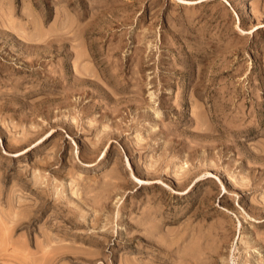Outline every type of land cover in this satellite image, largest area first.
Listing matches in <instances>:
<instances>
[{
  "label": "rangeland",
  "instance_id": "obj_1",
  "mask_svg": "<svg viewBox=\"0 0 264 264\" xmlns=\"http://www.w3.org/2000/svg\"><path fill=\"white\" fill-rule=\"evenodd\" d=\"M49 263L264 264V0H0V264Z\"/></svg>",
  "mask_w": 264,
  "mask_h": 264
},
{
  "label": "bare ground",
  "instance_id": "obj_2",
  "mask_svg": "<svg viewBox=\"0 0 264 264\" xmlns=\"http://www.w3.org/2000/svg\"><path fill=\"white\" fill-rule=\"evenodd\" d=\"M56 28V27H55ZM182 169V168H181ZM35 208H36V206H35ZM20 219V218H19ZM13 221H15L14 219H12V221L11 222H13ZM18 221V220H17ZM17 221H15V222H13V223H16V224H19V222L17 223ZM22 222V221H21ZM21 225V224H20ZM15 237V236H14ZM60 241V240H59ZM62 241H64V240H62ZM61 247V246H60ZM59 247V248H60ZM56 248H58V247H56ZM55 248V249H56ZM63 248V247H62ZM59 250H63V249H59ZM57 251V250H56ZM52 252V251H51ZM63 252H64V250H63ZM66 252V251H65ZM53 253H55V252H53ZM66 253H69V252H66ZM71 253V252H70ZM57 254H59V253H57ZM64 254V253H63ZM45 255V254H44ZM50 255V254H49ZM54 255H56V254H54ZM62 255V254H61ZM57 256V255H56ZM56 256H55V258H56ZM60 256V255H59ZM98 256V255H97ZM42 257V256H41ZM45 257V256H44ZM62 257V256H61ZM78 257V256H77ZM43 258V257H42ZM85 258H90V257H85ZM46 259V258H45ZM54 259V258H53ZM41 260V259H40ZM44 260V259H43ZM50 260H51V258H50ZM48 261V260H47ZM51 261H53V260H51ZM50 261V262H51ZM42 263H43V261H41ZM111 262V261H110ZM50 264V263H49Z\"/></svg>",
  "mask_w": 264,
  "mask_h": 264
}]
</instances>
